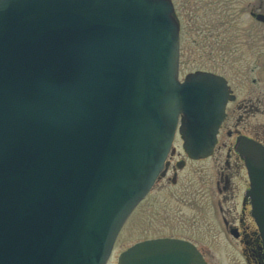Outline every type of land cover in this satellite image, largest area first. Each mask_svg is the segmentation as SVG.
I'll return each instance as SVG.
<instances>
[{
	"label": "water",
	"instance_id": "95a60500",
	"mask_svg": "<svg viewBox=\"0 0 264 264\" xmlns=\"http://www.w3.org/2000/svg\"><path fill=\"white\" fill-rule=\"evenodd\" d=\"M229 94L212 73L179 81L170 0H0V264H107L179 118L187 154L208 157ZM240 150L264 235V149ZM118 264L206 262L157 239Z\"/></svg>",
	"mask_w": 264,
	"mask_h": 264
},
{
	"label": "rangeland",
	"instance_id": "374dc122",
	"mask_svg": "<svg viewBox=\"0 0 264 264\" xmlns=\"http://www.w3.org/2000/svg\"><path fill=\"white\" fill-rule=\"evenodd\" d=\"M172 1L180 25V79L195 71H211L229 79L240 98L254 93L256 86L252 81L258 74L254 62L222 58V46L218 43L223 38L222 28L211 22L219 14L216 8L206 7L207 1L203 0L204 7L196 12L195 0ZM211 52L213 56L209 55ZM259 120L264 123V115ZM172 153L174 160L185 155L179 137ZM224 170H227L225 159L218 152L208 160L189 163L179 174L175 186L167 179H159L123 227L108 264H117L119 255L139 241L164 237L191 239L202 248H208L211 264L242 262L238 251L220 244L224 228L212 208L213 201L224 199L215 191ZM223 204L225 213L232 209L231 200Z\"/></svg>",
	"mask_w": 264,
	"mask_h": 264
},
{
	"label": "flooded vegetation",
	"instance_id": "af4514ba",
	"mask_svg": "<svg viewBox=\"0 0 264 264\" xmlns=\"http://www.w3.org/2000/svg\"><path fill=\"white\" fill-rule=\"evenodd\" d=\"M206 1V7H215L219 13L211 22L216 24L213 26L222 28L223 38L218 42L222 46V58L253 61L254 70L258 73L252 81L256 86L254 93L241 98L225 77L232 98L227 104L226 117L219 129L212 156L221 152L227 170L220 173V178L215 184V191L218 195H223L224 199L213 201L212 208L224 228L221 231L220 244L240 253L242 262L239 264H264V239L252 215L251 198L246 195L250 181L245 155L238 150V147H244V143L264 147V123L259 120L260 116L264 115V0ZM204 5L203 0H195V11L201 10ZM209 55L213 56V52ZM174 155L172 153L169 156V167L166 175L162 177L173 186L177 184L179 174L189 163L212 157L195 160L181 155V159L174 160ZM228 200L232 201L233 206L225 213L223 203ZM181 239L193 243L207 264H211L207 257L208 248H202L191 239Z\"/></svg>",
	"mask_w": 264,
	"mask_h": 264
}]
</instances>
